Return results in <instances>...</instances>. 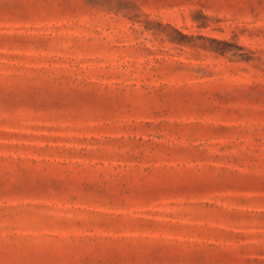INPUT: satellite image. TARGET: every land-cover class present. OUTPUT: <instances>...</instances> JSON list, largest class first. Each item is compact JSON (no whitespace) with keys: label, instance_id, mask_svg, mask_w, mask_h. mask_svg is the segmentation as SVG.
I'll return each mask as SVG.
<instances>
[{"label":"rangeland","instance_id":"obj_1","mask_svg":"<svg viewBox=\"0 0 264 264\" xmlns=\"http://www.w3.org/2000/svg\"><path fill=\"white\" fill-rule=\"evenodd\" d=\"M0 264H264V0H0Z\"/></svg>","mask_w":264,"mask_h":264}]
</instances>
